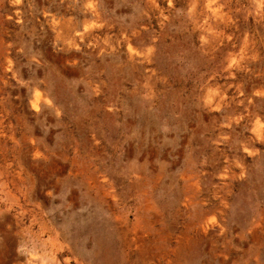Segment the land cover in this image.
Masks as SVG:
<instances>
[{"label":"rangeland","instance_id":"rangeland-1","mask_svg":"<svg viewBox=\"0 0 264 264\" xmlns=\"http://www.w3.org/2000/svg\"><path fill=\"white\" fill-rule=\"evenodd\" d=\"M0 264H264V0H0Z\"/></svg>","mask_w":264,"mask_h":264}]
</instances>
